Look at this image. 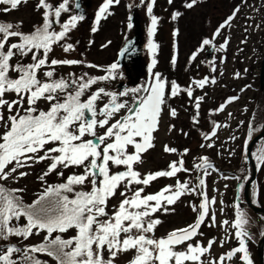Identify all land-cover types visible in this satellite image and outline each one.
<instances>
[{"label":"snow or ice","instance_id":"obj_1","mask_svg":"<svg viewBox=\"0 0 264 264\" xmlns=\"http://www.w3.org/2000/svg\"><path fill=\"white\" fill-rule=\"evenodd\" d=\"M22 2L24 0H0V5L10 6L0 10H15ZM119 2L104 0L95 23L98 25L102 18H106V14H110L109 8ZM168 2L172 3V0ZM197 2L190 0L186 7L191 9ZM154 4L155 0H150L147 5L149 14H152ZM37 8L44 10V22L31 33L19 31L18 26L11 23L0 22V240L7 241L11 237L27 240L33 235H45L38 245L0 247V264H47L38 254L52 257L57 264H115L119 256L129 252L135 254L128 264H224L237 253L242 254L240 259L246 264H252L247 248V218L243 213H237L232 225L237 229L235 235L239 246L218 259H204L205 254L211 252L214 239L209 240L206 246L192 242L194 237L202 235L200 225L209 217L210 204L215 203L204 191L207 169L211 167L206 157L202 164L195 166L203 170L196 186H191V180H177L175 185H165L158 192L145 194V187L158 178H171L177 173L191 171L184 166L183 159L171 161L167 170L143 177L134 167L142 163V154L155 146L154 133L159 130L161 113L166 104L167 80L155 72L153 82L147 86L119 93L99 87L90 92L87 99H82L99 81L116 79L118 64H111L107 74L100 77L69 73L67 79L54 78L55 66L83 64L82 60L75 59L49 61V54L53 46L65 40L84 16L71 15L56 31L53 24L59 23L61 14L69 11V0H62L56 6L46 0H38ZM179 15V12L174 13L173 18ZM157 23L158 18L152 15L150 35L155 34ZM212 44L211 39H204L201 50L203 46ZM226 45L227 41L222 47ZM62 47L65 52L73 50L71 43ZM158 47L156 43L149 42L153 57ZM134 51L133 48H126L121 55H130ZM29 55L31 63H12L16 56ZM195 58L196 54H193L191 59ZM156 63L153 58L152 66ZM41 72L46 80L39 78ZM11 73L17 74L15 78ZM236 76L239 77V73ZM215 82L214 78L204 77L192 83L203 89ZM183 91L193 97L194 88ZM129 92L135 94L132 103L126 99ZM8 94H14L15 99L9 100ZM167 94L171 97L179 95V86L175 81L171 82ZM104 97L108 98L107 102L97 108V102ZM238 99L239 96L229 97L227 103ZM195 100L198 110L203 97H196ZM40 102L47 103L46 110L39 107ZM224 107L221 105L216 111H223ZM121 112L124 114L120 115ZM170 114L175 117L176 110L170 109ZM193 122L199 123L195 117ZM216 127L218 125H214ZM174 128V125L170 126V130ZM98 129L103 132L98 134ZM215 135L212 130L205 138L210 140ZM213 146L211 143L207 145ZM164 151L175 153L177 149L165 145ZM188 152L189 149L184 150L185 154ZM258 159L264 163V154ZM41 162H47L46 170L38 177L44 184L43 191L32 203L25 204L22 196L24 188L5 185L9 180L18 182L26 178L29 172L24 169ZM73 167L83 171L72 173L62 183H47L46 178L50 174L64 177L62 169ZM113 167L123 170L113 171ZM85 185L90 186L89 190H83ZM121 188L123 190L119 191V195L122 199L110 213L109 201ZM186 194L202 197L199 208L191 205L193 211L199 212L197 222L157 238L155 231L162 222L153 217L161 211L168 213L169 206L175 205ZM22 217L26 220L25 224H13ZM214 218L212 214L213 221ZM70 229H75L76 234L63 238L62 234ZM178 246H184L183 250H178Z\"/></svg>","mask_w":264,"mask_h":264},{"label":"rangeland","instance_id":"obj_2","mask_svg":"<svg viewBox=\"0 0 264 264\" xmlns=\"http://www.w3.org/2000/svg\"><path fill=\"white\" fill-rule=\"evenodd\" d=\"M176 1L174 0L173 3ZM46 2L56 6L62 0H46ZM163 2L165 3V0ZM189 2L190 0H185L186 4ZM27 3L28 1L24 0L19 5L20 8L17 7L15 10L6 12L3 16L5 19L17 23V25L23 23L28 29L32 27L31 24L35 20V24H40L37 22H40V15L44 10L37 8L38 2ZM73 3L74 0H69V7H72L70 12L71 15H76ZM103 3L104 0H85V4H83L84 19L77 23V26L71 30L65 40L53 46V50L49 54L50 58L83 61V64L78 65L55 66L54 78L63 77L67 79L69 73H74L76 76L87 73L89 77L106 75L109 66L116 63L117 49L127 37L129 38L138 30L140 35L142 34L146 45V30L151 23V18L145 6L146 0H127L118 5H112L109 8L110 14H106V18H102L97 25L95 17ZM186 4L183 8H180V4L177 9L174 8L168 14L167 21H164L162 26H160L159 21L155 35V43L159 47L155 52V57H153V52L148 46L144 49V52L140 49L142 55L134 62L137 63L138 67L145 68V66H148L147 77H144V73L132 77L130 72L128 76L124 68L118 67L116 79L99 81L96 85H93L92 89L82 99H87L88 94L99 87L114 92V87H118V83L123 84L124 88L132 83L131 81L137 83L144 81L145 83L147 80L150 84L153 82V74L159 72L168 83L165 90L166 104L161 113L159 130L154 133L155 146L143 153L142 163L134 167L143 177L148 173L167 170L171 161L183 159L184 166L191 171L177 173L175 177L171 178H158L145 187V194L158 192L165 185H175L177 180L180 182L191 180V186H196L193 184V178L197 180L195 165L201 160L200 157L209 155L214 158L219 164L217 166L219 168L209 167L207 169L208 175L205 177L206 186L204 191L207 193L209 200L214 199L215 203L210 204L209 217L202 223L200 228L202 235L194 237L192 242L202 243L206 246L209 240L214 239L215 243L211 252L206 253L204 259L206 261L218 259L219 256L239 246V240L235 235L237 229L232 225L237 218V213H243L247 218V248L250 259L252 264H260L258 250L259 242L264 234V214L253 211L246 204L233 203L234 209L229 207H232L230 206V199L234 194V187L237 192L239 190L241 199H244V186L251 175V168H248L243 162H247L246 149L249 142L264 129V126L262 127L264 123V87L260 84L262 58L264 59V33L260 30L255 36L246 38L244 30L245 16L240 17L239 26L237 27L227 22L225 18L230 15L231 7L234 5V3L230 4V0H198L197 4L191 9L187 8ZM1 7V9L4 8V6ZM186 8L188 9L187 13L184 12ZM133 9H136L134 14L136 21L134 23L130 21ZM176 12L183 14L182 18L179 15L174 19L173 15ZM93 28H96V31H92ZM236 28L239 29L238 34ZM217 31H219V35H216ZM204 39H211L213 42L218 39V47L211 52L210 62L206 57V51L210 46H203V50H201ZM226 41L227 45L222 49ZM67 43L73 45V50L63 51L62 46ZM255 48L259 50L255 52ZM193 54H196L194 60L191 59ZM254 56L257 59L256 61L252 60ZM153 58L157 61L154 67L151 64ZM173 58L176 59L175 63H173ZM89 65H96L97 67H90ZM236 73H239V77L236 76ZM41 75L43 76V73L38 74L40 79ZM204 77L214 78L216 82L207 84L203 89L195 87L192 82ZM173 81L179 86V95L176 97L167 94ZM189 87L194 88L192 98L187 97L186 92L183 91ZM232 94H237L239 99L225 106L222 114L216 112L217 106L222 105V99L230 97L229 95ZM13 97L15 95L8 94L7 98L13 99ZM196 97H203L198 110L195 107ZM130 98L131 95H128L127 99ZM107 99V97H104L102 101H98L97 108L102 107ZM39 107L46 110L48 105L46 102H40ZM170 109L176 110L177 115L175 117L171 116ZM7 115L5 109V116ZM194 117L199 123L193 122ZM117 118L119 117L117 116ZM253 121L254 124L251 126ZM258 121L261 122L260 125L257 123ZM172 125L175 128L170 130ZM214 125H218V127L214 128ZM212 130L216 132V135L210 140L206 139V134H211ZM102 132V129H98V134ZM209 143L214 146L207 147ZM165 145L175 148L177 151L175 153L165 152ZM201 145L205 146L202 147ZM253 145L252 157L256 167L258 165L257 183H255L256 181L252 182L249 185L248 192L255 199L258 206L264 207V163L258 159V156L264 154V136ZM185 149H189L187 154L184 153ZM230 161H233V164L240 171L238 180H232L226 173V170L231 166ZM243 167L247 171L243 170ZM46 168L47 162H41L31 168L24 169L29 172L26 178L18 182L9 180L5 186L24 188L22 194L25 201L26 199L30 201L37 197L39 189L44 188V184L38 177ZM120 169L122 168L113 167L112 170L119 171ZM62 170L64 171V177L50 174L46 178L47 183H62L72 173L83 171V169L75 167ZM201 174L203 175V170ZM240 179L242 184L238 188V183L241 182ZM77 187L79 189V186ZM89 187L85 185L83 190H89ZM122 190L123 188L118 190L116 196L110 199L108 208L110 213L120 203L122 197L119 195V191ZM256 195L257 198L254 197ZM200 201V195L186 194L175 205L169 206L168 213L161 211L155 214L153 218H158L162 222L157 226L155 236L157 238L164 237L174 229L195 224L199 212L193 211L191 205H196L199 208ZM212 214L215 217L214 221L211 219ZM224 221L229 223L225 224ZM75 234V229H70L64 237L69 238ZM43 238L44 233H41L40 235H33L29 241H37ZM183 247L178 246V250H183ZM134 254V252H129L119 256L115 264H128L129 259ZM241 255L237 253L231 260H225L224 264H243L244 261L240 259ZM105 258H107L106 252Z\"/></svg>","mask_w":264,"mask_h":264},{"label":"flooded vegetation","instance_id":"obj_3","mask_svg":"<svg viewBox=\"0 0 264 264\" xmlns=\"http://www.w3.org/2000/svg\"><path fill=\"white\" fill-rule=\"evenodd\" d=\"M85 2V1H84ZM245 8L248 10L245 11L247 18L246 26L248 27L247 36H255L259 33L260 30L264 33V0H246ZM136 9H133L131 12L130 21L134 23L136 21L135 14ZM239 13L235 14L233 21L236 26H239ZM238 32V31H237ZM263 36V34H261ZM259 35V37H261ZM135 67H138L137 63L132 61ZM139 74H143L144 67L140 66ZM125 70V69H124ZM130 89V86H129Z\"/></svg>","mask_w":264,"mask_h":264},{"label":"water","instance_id":"obj_4","mask_svg":"<svg viewBox=\"0 0 264 264\" xmlns=\"http://www.w3.org/2000/svg\"><path fill=\"white\" fill-rule=\"evenodd\" d=\"M75 2H76V10L78 11V13H81V5H80L81 0H75ZM77 4L79 5L78 8H77ZM133 46H134V45H131V46H125V47L123 48V50L121 51V53L124 52V50H125L126 48H132ZM134 50L136 51V49H134ZM135 51H134V53H135ZM121 53H120V57H119L118 62H119L120 65H123V66H125V67L127 68V66H126V59H127V57H128L129 55L122 56ZM134 53H132V54H134ZM130 55H131V54H130ZM260 77H261V86L264 87V59H263V63H262V68H261V75H260ZM263 136H264V131L261 132L259 135H257V136L251 141L250 145L248 146V158H249V160H250L251 163H252L253 170H254V174H253L252 178L249 180V182H248V184H247V186H246V189H245L246 199H247V202H248L249 206H251L255 211H257V212H262V213H264V208L256 207V206L253 205V203L251 202V200H250V198H249V196H248L247 187H248L249 183H250V182L255 178V176H256V167H255L254 162H253V160H252V158H251V148H252L253 144H254L258 139L262 138ZM261 245H262V246H261V249H260V251H259V255H260L261 264H264V257H263V252H264V237H263L262 240H261Z\"/></svg>","mask_w":264,"mask_h":264},{"label":"trees","instance_id":"obj_5","mask_svg":"<svg viewBox=\"0 0 264 264\" xmlns=\"http://www.w3.org/2000/svg\"><path fill=\"white\" fill-rule=\"evenodd\" d=\"M1 22L6 23L5 21H1ZM6 24H7V23H6ZM252 67H253V65H252ZM224 101H225V98L222 99V105H223ZM254 119H255V117H254ZM257 123H259V125L261 124L260 121H258ZM253 124H254V121L251 122V126H253ZM263 126H264V123L262 124V127H263ZM243 162H244V163L246 164V166H247V162H245V161H243ZM248 168H249V167H248ZM243 170L247 171V169H245V167H243ZM235 173H236V175L240 176V171L238 170V167H237V169L235 170ZM244 175H245V174H244ZM25 204H29V203H26V202H25ZM17 223H18V225H23V224L26 223V220L22 217L21 220H20L19 222L13 221V224H17ZM53 235H56V234H53ZM29 238H30V237H29ZM29 238H28V239H29ZM28 239L25 240V239H23V238H21V237H11V238H10L9 240H7V241L0 240V247H6V246H8V245L14 244V245H16V246H18V247L24 248V247L29 246V245H32V244H33V245H38V244L41 243V242H38V243H31V242L28 241ZM38 255H39V258H40L42 261H46L47 264H57V262H56L55 259H53L52 257L47 256L46 254H38Z\"/></svg>","mask_w":264,"mask_h":264}]
</instances>
